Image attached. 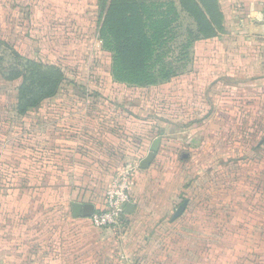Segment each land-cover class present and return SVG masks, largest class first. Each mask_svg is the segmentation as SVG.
<instances>
[{"label": "rangeland", "instance_id": "1", "mask_svg": "<svg viewBox=\"0 0 264 264\" xmlns=\"http://www.w3.org/2000/svg\"><path fill=\"white\" fill-rule=\"evenodd\" d=\"M153 1L173 2L179 15L156 48L177 76L142 88L116 82L111 75L112 53L100 36L103 0H50L42 16L33 12L29 24L17 31L10 27L12 16L2 9L8 0H0V57L4 59L0 70L14 63L5 47L8 44L27 58L60 66L68 78L59 95L20 117L15 108L21 81H6L0 73L1 223L7 224L10 215L18 220L32 217L39 234L46 218H56V223L62 217L64 235L60 237L64 243H74L75 228L68 219L72 202L80 199L78 190L89 182L92 189L98 185L102 190L107 182L88 174V166H108V180H114L136 163L130 155L142 149L144 137L124 138L130 131L120 127L127 121L120 110L138 108L144 124L159 125L157 135L164 129L162 153L173 167L170 173L178 188L186 190L179 203L190 202L188 215L167 222L152 239L156 256H161L158 260L188 264L191 257L195 264L201 260L197 254L207 247L221 250L230 261L262 264L264 30L260 28L259 33L254 27L264 28V19L256 24L249 16L248 3L242 7L225 1L226 16L199 35V23L180 0ZM63 123L69 127L65 136ZM94 127L97 133L103 132L95 139L96 149L88 139ZM58 137L75 138L72 147L65 149L74 153H61ZM151 146H146L144 156ZM184 152L190 160L180 158ZM63 166L82 170L78 176L70 170L62 176ZM8 202L31 207V213L18 205L20 211L15 213ZM207 217L209 223L202 224ZM202 231L214 238L206 241ZM100 232L99 238L111 237L114 249L127 230ZM217 232L223 233V240H216ZM82 262L111 264L103 252L95 258L84 256Z\"/></svg>", "mask_w": 264, "mask_h": 264}, {"label": "crops", "instance_id": "2", "mask_svg": "<svg viewBox=\"0 0 264 264\" xmlns=\"http://www.w3.org/2000/svg\"><path fill=\"white\" fill-rule=\"evenodd\" d=\"M48 1L50 0H8V6L2 4V9L4 12L7 11V15H9L10 18L12 16V19L9 21L10 27H12L14 31H17L18 28L26 27L29 24V20H32L33 12L35 16L38 12L41 13L42 16L45 8L47 11L46 6H48ZM225 1L229 2V5L230 2L237 3L238 6L242 4V7L245 3H248L249 16L253 17L256 24L259 22L260 18L264 19V0H218L219 9L223 17L227 14L224 5ZM38 3L41 5L39 11ZM47 14L48 12L46 16ZM260 28L262 31L264 30L261 25L254 27L257 32L261 31L259 30ZM127 109L120 110L121 112L124 111V115L127 119L126 124L123 123L120 127L130 131L129 133L125 132L124 138L128 137L129 139H133L138 136L139 139L140 136L142 139L144 137V140L142 149L138 153L130 155V158L135 156L133 161L136 162L135 164H131V167L134 168L133 184L131 187V204L134 205V209L132 213L127 214L125 226L122 229H118L122 231L127 230L126 234L124 236L122 235L119 239L121 244H118L113 249V241L109 235L106 234L104 239L99 238L101 236L100 231H110L111 229L96 228L92 224L91 218L74 217L72 214L73 203L82 205L91 204L94 206L95 211L103 209L105 206V191L113 181L108 180L109 176H111V173H109L111 169L108 168V166L104 169L91 164L88 166V174L92 173L94 177L105 178L107 182L103 185L102 190L98 185V189H92L91 186L93 183L91 182H89L91 185L86 184L83 190H80L79 186L77 187V190L79 189L78 194H80V199L72 202L71 217L68 219V222L75 228V242L64 243L65 239H61L60 234L63 233L64 235L65 222V219H62V217H58L56 223V218H46V223L42 225L38 234L35 233L36 230H34V220L32 217H24L18 220L15 216L10 215L7 224L1 223L4 219L0 218V264H91L90 262H82V257L91 256L95 258L97 252H103L105 257H110L111 264H162V262L158 260L161 256H156V250L154 246H152L151 241L156 238L161 226L165 225L167 222L174 223L176 221L173 220V216L181 205L179 200L182 196V192L186 193V190L178 188L176 177L170 173L173 167L167 164V158H165V154L162 153V147L166 143L163 137L164 129L157 135L156 131L158 130V124L152 122V125H146L144 124L145 121L142 122L143 119L138 115V108H131L130 111ZM129 116L130 118L128 119ZM61 127L62 134L65 136V129L69 127L64 123ZM91 131L89 132L88 138L90 142L89 145L94 142L93 149H96L95 139L97 135L100 136L103 132L100 131L97 133L95 127ZM155 134L156 136H154ZM157 138H161L160 151L158 150L156 158L148 168H141V163L147 156H144L145 151H148L146 146L153 145ZM75 141V138L61 140L58 137L56 144L62 146L60 152L65 155L66 151H68V154L74 153L65 149L72 147ZM114 141L117 140L114 139ZM64 143H67L68 146L65 147ZM106 159L107 158L104 157V160ZM188 160H190V156ZM60 170L62 176H66V172L69 170L72 171L73 176H78L82 169L79 167L70 169L63 166ZM185 201H188V204L183 215H188L190 202L188 199ZM8 205L11 209L15 208V213H17L19 209H26L27 214L31 213V207L24 208L20 203L8 202ZM209 220L211 219L207 217L202 224H208ZM54 224L57 225L56 229L53 228ZM97 230H99V232ZM205 232L206 233H203L202 231L201 238H203V234L206 241H209L210 237L211 239L214 238L210 236L207 231ZM97 234L99 235L98 237ZM216 240H223V233L218 234L217 232ZM219 247L220 244H217V249H219ZM221 253V250L209 251L206 247V249L200 250L197 254L198 257H201V260H196L195 264H224V255ZM203 258H205L204 261ZM190 259L188 264H194L191 257ZM239 261L240 260L235 261L233 259L231 260V264H240ZM261 263L264 264V260ZM163 264H177V262L165 261ZM248 264L253 263L249 262Z\"/></svg>", "mask_w": 264, "mask_h": 264}, {"label": "trees", "instance_id": "3", "mask_svg": "<svg viewBox=\"0 0 264 264\" xmlns=\"http://www.w3.org/2000/svg\"><path fill=\"white\" fill-rule=\"evenodd\" d=\"M180 3L199 23V35L210 31V25L223 18L218 0H180ZM102 15L100 36L104 48L112 53L111 75L116 82L146 87L177 76L156 52L167 28L179 18L173 2L104 0ZM5 47L14 63L0 73L6 81H21L15 112L23 117L56 97L68 79L60 66L27 58L8 44ZM3 60L0 57V64ZM224 264L231 261L224 258Z\"/></svg>", "mask_w": 264, "mask_h": 264}, {"label": "built area", "instance_id": "4", "mask_svg": "<svg viewBox=\"0 0 264 264\" xmlns=\"http://www.w3.org/2000/svg\"><path fill=\"white\" fill-rule=\"evenodd\" d=\"M133 176L134 168L128 166L110 183L105 192L104 208L95 211L91 217L96 228L118 230L125 226L126 207L132 203Z\"/></svg>", "mask_w": 264, "mask_h": 264}, {"label": "water", "instance_id": "5", "mask_svg": "<svg viewBox=\"0 0 264 264\" xmlns=\"http://www.w3.org/2000/svg\"><path fill=\"white\" fill-rule=\"evenodd\" d=\"M160 143H161V138H157L154 141L150 152L147 154L146 158L141 163V168H144V169L148 168L150 164L154 161V159L156 158L157 152L159 150ZM189 156H190L189 153L184 152L180 158L182 160H188ZM187 204H188V201H185L178 207V209L176 210L173 216V220H177L179 217L183 215V213L186 210ZM133 209H134V205L129 204L126 207V213L127 214L132 213ZM94 213H95V208L91 204H86V205H82L79 203L72 204V214L74 217L91 218Z\"/></svg>", "mask_w": 264, "mask_h": 264}]
</instances>
